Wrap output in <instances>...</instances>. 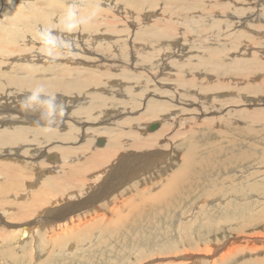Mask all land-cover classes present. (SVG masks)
Returning <instances> with one entry per match:
<instances>
[{
  "label": "bare ground",
  "instance_id": "obj_1",
  "mask_svg": "<svg viewBox=\"0 0 264 264\" xmlns=\"http://www.w3.org/2000/svg\"><path fill=\"white\" fill-rule=\"evenodd\" d=\"M85 1L86 0H47L46 5L41 8L42 11L40 12V4L37 8V4L33 0H8L4 1V3L6 4H3V7L0 9V11L2 12V15L0 16V30L2 31L3 37H5L6 39L3 43H0V94L2 92L10 90L11 86H14L16 89L19 88L20 90L27 91V94L24 93V96H19L21 98L14 105V111L9 112L8 110H4L0 105V111L2 109V111L7 112V114L0 117V154H3V156H1L2 160H0V178H3L9 184H15V178L17 177L19 183H27V190L23 191L19 189V187L13 188L10 195L6 194L7 190L4 189V186L0 185V233L1 229H3L5 231L7 230L13 233L12 235H14L15 237H20V239H16V246L12 237H9L7 234L0 235V251H8L9 256H14V258L17 255L18 257L20 255L22 258H29V255L32 256L34 252L33 249L36 248L37 252L34 253L36 254L35 264H43L47 262L48 260H50L52 252H56L59 255V250L66 251V248L70 250L67 253L65 252L66 254L63 255L64 258L65 256L74 253V251L78 248V244L76 242H73L84 237L86 235L85 233H87V230L89 231V227L94 226L93 228L96 227V229L99 230L105 229L106 225L109 224V221L106 222V224L104 222V219L106 217L105 215L108 214H104V212H102L105 216L104 217L103 214H100L101 212L97 210H107L108 205L111 201L119 202V205H117V207L115 208H112V206H110V208L113 209V213L115 214H111L112 216L118 215L116 214V212H119V210L121 212V208L124 206L122 208V212L124 213L120 215L122 217L118 219L117 216L116 220L121 224H124V222L127 221H131L132 223L140 221L141 223L148 222L150 224H153V220H151L152 218L146 215V213H149L151 211H153V213L156 211L161 212V210H164L165 213H167L169 212V208L170 210L174 209V212H176L179 205H182L185 202H191L189 206L185 205L186 211L187 213H189V215L186 214L185 211L184 215H188L190 218H192V220L190 221V223H192L193 221H195V215L198 212L203 214L205 210L212 205V203L214 204L216 202H210L208 198L211 199L214 197V199L220 202V205L225 203L222 198L224 197L223 192L226 188L231 186L228 182L232 177L235 176V172L237 171L236 167H240L241 164L248 163L253 158L259 159L257 165L255 166L254 172V176H257L258 180L254 182L251 179V184H244V188L248 191L250 188L256 189L258 187H264V125L262 127L257 126L256 128L252 127L250 129H246L244 132H238L237 130L243 128L244 126L242 125V122L234 123V121L231 120L232 118L221 115L223 110H218L217 108L211 110V108H206L204 111H201L200 114H194L193 111L195 107H190L193 106V104L191 102H189L188 104L184 103L183 100L178 97L179 95L181 97H191L195 99L194 101H192L193 99L191 100L193 103L199 104L196 100H200L202 102L208 101L209 98L212 97V95L209 94L210 92H213L212 94H214V97H223V94H218L216 92H219L217 90L222 91L224 88H229L227 86L232 85V81L229 80V78L235 80V82H232L235 89L237 88V86L239 87V85H242L239 88V90L242 89V91L243 89H246L247 91V85L244 86L243 84L253 82L254 77L264 78V73H255V71L251 69V63L248 61L241 63L242 60H239L240 62H233L232 65L223 68L219 59L226 58L225 48H227L228 46L225 47V43H223L224 45H220L222 47L224 46V48L222 49L216 44V33L215 37L213 34L214 32L212 34H209L210 27L208 28V30H206V32L208 31L207 35H203L198 32L193 33L195 36L186 35L188 34V32L185 30L188 29L189 23L196 21L197 18L201 16L200 12L196 10L198 9L199 2L197 0H160V2L159 0H99L101 1V3L96 4L94 0H88L87 2L89 3L87 4L85 3ZM22 2L23 4H21ZM124 2L131 8V11L128 10L127 12H121L124 14L130 13L133 19L136 15H140L141 21H139V23L143 22V25H147V27L141 29L142 32H139L140 38H142L144 43L146 42V45H142L140 48L136 47V49L138 51H141V53L144 55L141 57V59H139L140 61H142L144 69L146 68L153 70V75H147L145 77V72L137 71V67H134V70L136 72H133V74L128 73L123 68H121V73L115 74L111 72V68L108 66L107 68L105 66L104 69L101 68V72L97 71L95 73V70H92L93 68L87 70L83 69L82 66V69H80L79 66V68L75 69L73 67V69L69 64H67L70 61H67L65 63L59 62L57 64L54 62L47 63V60L43 62V59H45L47 55L53 56V58L56 60V38L58 37L61 40V43H63L64 39L69 41L71 39L67 38L72 32L73 46L68 48L71 49L68 52H66L64 49H61V54H71L72 49L77 54L84 55L86 52L88 57L92 56L94 52L105 54L103 51L107 50L106 45H110L112 41H110L106 37H103L101 33H103V30L104 32H106L107 30H115L116 26L114 25L117 23H115L114 21V24H110L111 22L106 21L107 24L104 25V21L103 25H101V23L99 24L98 21L104 19L99 18L98 16H104V13L102 11H105L106 7H111L112 9L118 8L119 10H122ZM161 3H163L164 5L155 9V7ZM152 4L154 5L153 8H150V10H145L146 7L149 8V6H151ZM57 5L61 6L62 13L59 12L60 9L56 7ZM256 9L253 10L252 8V11L255 12ZM158 10L160 12H157ZM222 11H224V9ZM94 13L99 15L94 16ZM263 13L264 12H262V14ZM253 15L256 14L254 13ZM34 19H39V21H36ZM237 19H239V17L237 15H233V17L231 16L230 21L233 22L236 20L237 22ZM33 20L35 22L31 24ZM199 20L205 23L210 19L200 17ZM169 21L177 22L178 24L184 22L187 25L185 26L184 30L180 29L179 31H176L170 29L172 27ZM219 22L220 21H217L215 22V24ZM227 22L225 23V27L226 25L229 26ZM212 25V28H215L218 24H216L215 26L214 24ZM238 25H240V23ZM219 27L220 26H218V30ZM227 28L228 27L225 28L226 31L228 30ZM240 29L241 31L243 30L242 28ZM181 30H183V32H181ZM204 30L205 29H203V31ZM25 31H35V34L32 35L31 33L28 39L27 36L22 33ZM118 31L116 33H118ZM121 31L123 32V30ZM232 32L234 35V30ZM243 32L244 31H242V34ZM180 33L183 34V36L186 35L183 40H189L188 43H190V47L192 44L191 42L194 41L192 38H195L197 40L195 44H199L198 46L204 47V50H202L203 48L201 49L204 52L195 55L193 57L194 59H191L189 61L184 60L187 56L181 59V57H183L185 53H183L184 45L176 39L177 35ZM147 34V37L149 38H146ZM237 34L238 33H236L234 36H236ZM224 35L227 36V34ZM228 35L230 36L232 34L228 33ZM243 36L245 37V35ZM220 37L222 36L220 35ZM246 37L248 36L246 35ZM87 39L90 42L88 47H86ZM190 39L192 40L190 41ZM39 40L45 41H40L41 45H35L37 41L39 42ZM104 41L108 44L104 43ZM31 42L33 43L31 47L27 46ZM150 42L153 43L150 44ZM228 44L229 43H227V45ZM209 46H211V48H207ZM90 47L92 49L88 50L87 48ZM109 48L111 47L109 46ZM86 49L88 51H86ZM166 50L169 52H166ZM198 50L199 49L195 51ZM21 51H23V53L25 52L26 54L23 56L18 55L19 57H12L10 55ZM117 53L115 55H117ZM151 53H153V56L154 54H157V57H150L152 55ZM8 54L11 57H9ZM227 57L229 58V56ZM254 57L255 56H253L252 58ZM66 58H69V56ZM132 58L133 60H136L135 56H132ZM168 58L170 59L168 60ZM230 59H232L231 56ZM167 60L168 62L165 63ZM120 61H122V59H120ZM168 63L171 64L169 66H172L170 67V70L172 71L169 72H175L174 74H176V76L173 77V73H164V70H166L168 67ZM9 64L13 66L11 68H7ZM173 66L175 68H173ZM143 67L141 66L139 68L143 69ZM229 68H231V72L237 74H232L230 73V71L226 73H221L219 71L220 69L228 71ZM11 69H13V72H10ZM103 70L109 71L106 72ZM227 75L231 76L227 77ZM249 75H252L253 77L249 78ZM116 76H121V78H123L122 80L124 81L134 80V83H130V86L126 87L127 89H129V91H135V87L139 86H141L140 88L142 89V91L138 94L134 93V95H137V98H133L134 96H132V94L122 93L126 98L124 101H122L123 107L121 108V106L119 105L118 107H115L114 110L116 111H114L108 110L110 107V104L108 103L106 97V94L108 93L105 92L104 88H98L97 86H102L105 81L109 83L110 78ZM232 76H236L237 78L234 79L232 78ZM171 81H175V85L171 83ZM149 82L156 84L157 87L151 83L149 84ZM258 83H260L259 80L255 81V87L253 88L259 89V87L256 86L258 85ZM125 84V82H115L112 86L119 85V87L122 88L123 86H126ZM179 88H181V91L177 93L176 91ZM36 89L40 90L42 99L50 95L55 96L57 98V101H60L62 98H72V94L74 92H78V94L81 95L79 99H75L78 101V106H76L78 108H76L74 112H70L66 115V118H70V121L72 120L73 122H68L67 120L64 122L62 120H59L61 118H58L57 122L54 125H64L62 131L61 128L45 126L47 125L46 119L42 118V115L47 112V106L46 104H43L39 101L35 102L33 106L34 110H23L21 108L20 101L26 96L30 95ZM194 89H197V91L201 92L202 94L205 93V96L198 95ZM158 91L160 93V96L157 95ZM120 92H123V90H121ZM238 93L239 92H237V96L241 97L245 94L242 92H240L239 94ZM9 94L10 93H7V95ZM138 97L140 98L138 99ZM147 98L148 102L146 104V109L143 113H139V115H136V122H134L136 124L135 126L141 124L142 120L145 122L144 133L145 135L149 133L148 137L147 135L146 137L144 136L147 140H137L135 142L136 148L133 149V151L129 152V150L119 154L117 150V144H119V133H117L119 132V130L117 129L118 127L111 129V126V130H106L108 127H103L105 123L100 124L99 121L97 123L95 121L98 118H101L100 116L102 115L104 116V119H106L105 121H112V123L115 122V125H117L118 122H121V124H125V127L126 125L129 126L134 119H131V117L127 115L122 116V114H133L134 112H138L139 109L135 107L142 104L141 100H143L144 107ZM235 98L236 97H234V99ZM97 99H99V102H97ZM72 101L73 98L69 101V103ZM172 101L177 102V104L181 105L178 108L179 110L177 112L173 111V108L176 107V105ZM128 104H130L131 107H129ZM126 105H128L130 110H124ZM101 106H105V108L101 110V113H99L100 109L98 107ZM171 107L173 110L170 109ZM234 110L235 111L233 112V114L235 112L237 113L238 109ZM207 111L208 114L206 113ZM12 112H14L13 116H11ZM185 112H188L190 116L185 115ZM256 115L260 116L261 113L257 112ZM73 116L75 120H73ZM199 116H203L204 119H199ZM207 116L211 117L209 118ZM133 117L135 116L133 115ZM176 117L177 119H175ZM154 119H158V121L160 122V128L158 126V123H150V121ZM166 120L168 124L171 122L169 126L173 125L171 127L177 129V133L175 132L173 134L184 135V137H182V140L176 145L174 142H172V144L168 143L166 145H163L165 144L164 142L168 141L164 136L168 130V125L166 126ZM86 124L89 125L86 126ZM152 126H155V129H159L155 132H151L155 130H151ZM102 129H104V131H102ZM148 129L150 130L149 132L147 131ZM252 132H256L253 135L259 138L257 142H250L247 140L248 134ZM103 133L104 135L107 134L106 136H108L109 138H106L107 144L103 148L94 151L92 154H88V152L93 149L92 141L95 138L99 141H97V144L95 143V146L102 145L104 143V139L99 138V135ZM161 136H164V139H162ZM83 138V144L79 143L80 145L78 146H72L69 144ZM168 138H170V136ZM52 140H54L56 144H53L54 142H52ZM26 141L27 145L26 147H23L22 153H18L19 149H15L16 147H12L18 144H24L26 143ZM48 141L51 143L47 144L46 150H38L32 147V143H36L37 145L41 146L46 144ZM112 145L115 146V148H113ZM120 147L122 148V146ZM82 148L85 149V153L82 152ZM167 148L169 149V151ZM12 149L14 150L12 151ZM162 149L167 150L163 151ZM177 152H183V154L180 156V160L174 159L175 161H168L169 163L165 164L167 160L166 158L168 157L171 159V157H173ZM11 157L13 158L10 160ZM34 159L39 160V163L35 164ZM8 163L15 165L13 167L18 172V175L6 171V169L11 166ZM35 165H38V167H36ZM170 168L173 169L170 170ZM134 170H146V174L143 179H141V182L140 180H136L133 181L129 186H125V184L130 181V178L131 180H134ZM163 170H165V172ZM35 172L36 176L35 178H32L34 175L31 176L30 174H33ZM149 173L153 174V176H149ZM21 178H24L23 181H21ZM156 178H158L159 180H156ZM40 179L41 184L38 182V180ZM37 184H40V186L34 189ZM140 185H142L143 187L140 188ZM50 191L52 192L50 193ZM221 193L222 196L220 197L219 195ZM59 196H61L62 198H71V202L68 203L67 201L68 204L65 205L62 209H60L59 207H53V211H58L56 214L50 215L46 206L43 207V205H38L39 203H50V205L57 204L61 201V199L58 198ZM229 197L236 200L241 198H236L235 196ZM199 198L201 200H205V203L202 207L198 205ZM244 198L246 199V197ZM17 199H23L24 201L34 200V202L31 203H33L34 205L42 206L43 208H41V210L39 211L40 207L37 206L36 208L38 209H35L36 211H33L32 213L36 215H38L39 212L43 211L45 213L39 214V216L41 217H37L35 221L28 220L29 215L25 214V216L24 212L19 213V211H17L18 209H15L16 206L13 204V202ZM245 199H242L237 203H241ZM8 203L12 204L13 207H6ZM249 203H252V201H244L242 207H246L247 205H249ZM33 204L29 206H33ZM262 204H264V202ZM29 206L25 205V208L27 209L29 208ZM15 210L17 214L15 213ZM5 211H10V214L8 215L9 219L14 220L16 216H20L22 220H26L19 226V230L15 231L18 228L13 223H5V220L7 219L4 214ZM75 211L76 213L78 212L77 216L79 217V220L81 219V216L83 217L85 214L88 215L87 212L90 213L92 211H95L96 214H94V216L89 215L91 217L75 223L72 220L74 219V216H68ZM248 211L256 217H264V210H262V212L258 214L256 210L252 208H250ZM243 212H245V210H243ZM157 213L158 212H156V214ZM241 216L242 214H240V216L238 215V217H234L240 218ZM109 219L107 218V220ZM113 220L115 221V219ZM110 222L112 223V219L110 220ZM187 222L188 219L187 221H185V223L184 220L183 222L181 221V230H183ZM115 223L116 222H114L113 225ZM115 225H118V223ZM52 226H54V229L61 228V230H59L61 232L54 233L52 240H48L51 237L44 238L43 234L47 228ZM97 226L100 227L97 228ZM109 226H112V224ZM93 230L94 229H92V231ZM33 233L35 234V236H33ZM91 234L92 233H89V235ZM97 235L98 233L96 231V233H94V237H92L91 235L89 236V239L98 238L100 243L103 242V237H97ZM109 235L112 236V234ZM64 238H67V240L71 241L73 239V241L70 244L65 242V244L64 241L66 240H64ZM215 239L216 237H212V240ZM225 239L226 238L217 239L214 241L213 245H190L191 254H187L193 255V258H188L186 263L196 264L197 261L195 259H198L200 260L201 264H229L234 260H238L235 264H246L248 262L254 264H264L263 233H258L253 237H249L247 240L238 239L232 242L230 245L221 243V240ZM18 248H20V253L16 254V249ZM27 249L29 251H27ZM194 251L198 253L201 251L204 255L202 257H196L197 255L192 254V252ZM177 252L180 251L177 250ZM175 255H177V253ZM180 263L181 262H176L174 264ZM0 264H3V262L1 261Z\"/></svg>",
  "mask_w": 264,
  "mask_h": 264
},
{
  "label": "rangeland",
  "instance_id": "obj_2",
  "mask_svg": "<svg viewBox=\"0 0 264 264\" xmlns=\"http://www.w3.org/2000/svg\"><path fill=\"white\" fill-rule=\"evenodd\" d=\"M4 1H8V0H3V1L0 0V9L3 7V4H6V3H4ZM33 1L36 2L37 8L39 7V4H40V9H39L40 12L42 11L41 8L43 6H45L46 3H47V0H33ZM87 1L88 0H86L85 3L88 4L89 2H87ZM94 1H95L96 4L101 3V1H99V0H94ZM111 1H117V0H111ZM197 1L199 2L198 5L201 6V7L198 6V9H196L198 12H200V14H201L200 17L201 18H208L210 20H207L205 23H203V22H201V20H199L200 17H198L196 21H193V22L189 23L188 29L185 30V31L188 32V34H186V35L193 36L194 32H198V33H201L203 35H207L208 31L206 32V30H208V28L210 27L209 28V34H212L214 32L213 34H214V37H215V33H216V37H215L216 44L222 49L224 48V46L223 47L220 46L221 44L224 45L223 43H225V47L228 46L227 48H225L226 49V58L225 59L224 58L223 59H219V61L222 64L223 68L232 65L233 62H240L242 60L241 63H244L246 61L250 62L251 63V69H253L255 71V73H264V61H263L264 60V56H263L264 55V53H263L264 52V15H263L264 13L262 14V12H264V0H249V1L248 0H243V1L242 0H237V1L236 0H219V1L218 0H201V1L197 0ZM159 2H160V0H159ZM21 4H23V2ZM25 5H30V4H25ZM163 5L164 4L161 3V4L157 5L155 7V9H157L160 6H163ZM216 5H217V7H216ZM254 6H256V7H254ZM56 7L59 8L60 9L59 12L62 13L61 6L57 5ZM153 7H154V5L152 4L151 6H149V8L146 7V9H145V7H144V9L145 10H147V9L150 10V8H153ZM260 7H262V8H260ZM252 8H253V10L256 9V8L257 9L254 12V11H252ZM223 9H224V11L226 13L224 11H222ZM128 10L131 11V8L124 2L122 10H119L118 8L117 9H112L111 7H106L105 11H102L104 13V16L103 15L98 16L99 18L104 19V20L98 21V23L99 24L101 23V25H103L104 21H105L104 25L107 24L106 21L111 22L110 24H114V21H115V23H117V24L114 25V26H116L115 30H113V31L112 30L111 31L107 30L106 32H104V30H103L102 31L103 33H101L103 37L108 38L113 43V44L110 43V45H106L107 50L103 51L105 54H102L100 52H96V53L94 52L92 54V56H90L91 57L90 58V57L87 56L86 52H85L84 55L77 54L73 49H72V53L71 54H68V55L61 54V49H64L66 52L71 50V49H68V48L73 46V32H72V33L69 34L68 38L65 37L67 39H71L69 41L64 39L63 43H61V40L58 37L56 38L57 45L54 44L55 48H56V51H57L56 52V60L53 58V56L47 55L45 57V59H43V62L47 60L48 61L47 63L54 62V63L57 64L59 62H64L65 63L67 61H70L67 64H69L72 68L74 67L75 69H77V68H79V66H80V69L83 68V69L90 70V69L93 68L92 70H95V73L97 71L101 72V68L104 69L105 66H106V68L108 66V67L111 68V72H113L115 74L121 73V68L125 69L128 73L133 74V72H136L134 70L135 69L134 67H137V69H136L137 71L145 72V77L147 75H153L154 74L153 70L146 69V68L144 69L142 61L139 60L144 55L141 53V51H138L136 49V47L140 48L142 45H146V42L144 43L142 38H140L139 32H142L141 29L147 27V25H145V24L143 25V22L139 23V21H141V16L140 15H136L135 18L133 19L132 16L130 15V13H125L124 14V13L121 12V11L127 12ZM160 10H162V9H160ZM99 11H101V10H99ZM110 11H112V12H110ZM117 11H120V12H117ZM157 12H160V11L158 10ZM254 13L256 15H253ZM1 15H2V12L0 11V16ZM95 15H99V14H95L94 13V16ZM119 15H121V16H119ZM233 15H237L239 17V19H237V22H236V20L233 21L235 23L230 21L231 20V16L233 17ZM226 17H228V18H226ZM34 20H36V19H34ZM34 20H33V22L31 24H33L35 22ZM37 20L39 21V19H37ZM214 21L215 22L220 21L221 24H220V22L216 23L218 25L215 28H212L213 27L212 24H214V26L216 25ZM225 21L229 22V23L227 22V24H229V26L226 25V27H228L227 31L225 30V28H226L225 27V23H226ZM253 21H254V23H253ZM0 22H1V19H0ZM223 22H225V23H223ZM169 23H170V25L172 27L170 29L176 30V31H179L180 29L184 30L185 26L187 25L184 22H182L183 25H182V23L178 24L177 22H173V21H171V22L169 21ZM239 23H240V25H238ZM131 24H133V25H131ZM139 24H140V26H139ZM174 25L177 26V27H175ZM230 25H232V26H230ZM218 26H220L224 30L221 29L220 27H219V30H218ZM250 26H251V28H250ZM240 28L243 29L242 31H244L245 34H244V32L242 34V31H241ZM203 29H205V30L203 31ZM215 29H216V31H215ZM220 29H221V31H220ZM232 29L234 30V35L236 33H238L236 36L233 35V32H232L233 30ZM244 29H246V30H244ZM250 29H252V30H250ZM258 29H260V30H258ZM118 30H120V31H118ZM121 30H123V32ZM135 30H137V31H135ZM183 30H181V32H183ZM117 31H118V33H116ZM201 31H203V32H201ZM22 33H24L25 36H27V38H28L31 35V33H32V35L35 34V31L34 32L33 31H30V32L27 31L26 32L25 31V32H22ZM228 33L232 34V35L229 36ZM128 34H131V35H128ZM180 34L177 35L176 39L179 40L180 43H182L184 45V52L183 53H185V55L183 57H181V59H183V58H185L187 56L184 60L189 61L191 59H194L193 57L195 55L204 52V51H202V50H204V47H200V46H198L199 44H195L197 42V40L195 38H192L194 41L191 42L192 44H191V47H190V43H188L189 40H187V41L183 40L186 37V35L183 36V34H181L182 35L181 36ZM224 34H227V36H225ZM261 34H262V36H261ZM220 35L222 37H220ZM243 35H245V37L247 35L248 37L245 38ZM250 35H251V37H250ZM147 36H148V34L146 35V38H149ZM217 36H219L220 38L217 37ZM223 36H224V38H223ZM252 36H253V38H252ZM221 38H223V39H221ZM192 39H190V41ZM5 40L6 39H5V37H3L2 31L0 30V43H3ZM31 41H33V40H31ZM40 41L44 42L45 40H39V42L37 41L38 44L35 42L36 43L35 45H41ZM141 41H142V43H141ZM249 41H251V42H249ZM253 41H254V43H253ZM89 43L90 42L87 39L86 47L89 46ZM104 43H107V42L104 41ZM135 43H137V44H135ZM152 43L153 42H150V44H152ZM227 43H229V44L227 45ZM32 44L33 43L31 42L27 46L31 47ZM138 45H139V47H138ZM109 46L111 48H109ZM235 46H236L237 49L235 48ZM237 46H239V47H237ZM231 47H232V49L234 48L233 49L234 53H233ZM246 47H248V48H246ZM207 48H211V46H209ZM87 49L91 50L92 48L90 47V48H87ZM87 49H86V51H88ZM96 49H97V47H96ZM197 49H199V50L195 51ZM100 50H101V48H100ZM190 50H192V51H190ZM241 50H243V51H241ZM127 51H128V55H127ZM166 52H169V51L166 50ZM22 53H23V51L17 52L15 54H10V55L12 57L13 56L19 57V56H23V55L26 54L25 52L23 54ZM116 53H117V55H115ZM253 53H254V55H253ZM151 54L152 55L150 57H157V54H154V56H153V53H151ZM250 54H252V55H250ZM10 55L8 54L9 57H11ZM136 55H138V56H136ZM180 55H182V54H180ZM68 56H69V58H66ZM132 56L133 57L135 56L136 60H133ZM188 56H190V57H188ZM227 56H229V58ZM230 56H231V58L233 60L230 59ZM253 56H255V57L252 58ZM105 57L107 58V60H106ZM188 58H190V59H188ZM255 58H258L260 62L258 61V59H255ZM120 59H122V61H120ZM169 59L170 58H168V60ZM168 60L165 63H167ZM253 60L255 62L257 61L256 62L257 64ZM96 61L98 62V65H97ZM225 61H226V63H225ZM131 62H132V64H131ZM47 63H45V64H47ZM129 65H131V66H129ZM169 65H171V64L168 63V67H167L166 70H164V73H168L169 71H172V70H170L171 69L170 67H172V66H169ZM12 66L13 65L9 64L7 68H11ZM81 66H82V68H81ZM141 66L143 67L144 70L139 68ZM257 67H259V68H257ZM173 68H175V67L173 66ZM230 70H231V68H229L228 71L227 70L224 71V69H220L219 71L221 73H223V72L226 73V72H229ZM103 71L108 72L109 70H103ZM10 72H13V69H11ZM169 73H173L174 74L175 72H169ZM230 73L237 74V73H233L231 71H230ZM173 74H172L173 77L176 76V74H174V75ZM251 74H253V73H251ZM230 76L231 75H227V77H230ZM250 77H253V76L249 75V78ZM232 78L236 79L237 77L236 76H232ZM254 78H253V82H249L248 84H243L244 86L247 85L246 86V88H248L247 91H246V89H243V91H242V89L239 90V88L242 85L241 86L239 85V87L237 86V88L235 89V87H234V85L232 83L233 81L235 82V80H232L231 78H229V80L232 81L231 82L232 85L231 86H227L229 88H224L222 91L217 90L219 92L215 91L218 94H223L224 95L223 97H220V96L214 97V94H212L213 92H210L209 94L212 95V97H210L208 101L202 102L200 100H196L199 104L193 103L192 101H194L195 99H193L191 97L190 98H188L187 96H182L181 97L180 95L178 97L181 100H183L184 103L188 104L189 102H191L193 104V106H190V107H195L194 111H193L194 114H196V113L200 114L201 111H204L206 108H211V110L216 109V108L218 110L219 109L223 110V112L221 111L222 112L221 115L227 116L229 118H232L231 120H233L234 123H236V122H240L241 123L242 122V125H244L243 128L239 129L240 131L239 130H237V131L238 132H244L246 129H250L252 127L256 128L257 126L258 127H262L264 125V120H263L264 119L263 118L264 117V115H263L264 114V86H263L264 85V78H260V77H254ZM122 79L123 78H121V76L111 77L110 80H109V83H107V81H105L102 86L101 85L97 86L98 88H104L105 92L108 93V94H106L107 101L110 104V107H109L108 110H114L115 107H118L119 105L121 106V108L123 107L122 106L123 105L122 101H124L126 98L123 96L122 93L132 94V96H134L133 98H135V97L137 98V95H134V93L138 94V93H140L142 91V89L140 88L141 86L135 87V89H134L135 91H129V89H127L126 87H129L130 83H134V80H132V81H128V80L124 81ZM99 80H101V79H99ZM258 80H259L260 83H258L259 86L258 85H256V86L259 87L260 90L258 88H253V87H255L254 86L255 81H258ZM115 82H125L126 86H123L122 88L119 87V85L112 86L113 83H115ZM150 83L151 82H149V84ZM171 83H173L175 85L176 82L175 81H171ZM151 84H153V85H155L157 87L156 84H154V83H151ZM118 88H120V89H118ZM261 88H262V90H261ZM18 89H16L14 86H11L10 90H8L6 92H2L0 94V105H1L2 109L8 110L9 112L15 110L14 109V105L21 98L19 96H24V93L27 94V91L20 90V89L18 90ZM121 90H123V92H120ZM194 90H195V92H197L198 95H204L205 96V93L202 94L201 92L197 91V89H194ZM179 91H181V88H179L176 92L179 93ZM228 92H230V93H228ZM237 92L245 93L242 96L243 98L241 96H237ZM7 93H10V94L7 95ZM251 93H252V95H251ZM72 95H73L72 98H73L74 103H73V101L69 103V101L72 98H66V99L62 98L60 101H57L58 103L63 102L64 105H65V110H66L64 116L61 119H59V120H62L64 122L66 120L68 122H73L72 120L70 121V118H66V115L68 113H70V112H74V110L76 108H78V107H76V106H78L77 105L78 101L75 100V99H79L81 97V95L78 94V92H74ZM157 95L160 96L159 91H158ZM49 96L50 95H48V97ZM234 97H236V98L234 99ZM139 98L140 97H138V99ZM44 99L46 100L47 96L44 97ZM212 100H214V101H212ZM141 101H142V104H141L142 107H141V105L135 107V108L139 109L138 112H134L133 114L130 113L131 115L130 114H124V113L122 114V116L127 115V116L131 117V119H134L133 122L129 126L126 125V127H125V124L124 123L121 124V122H118V124L115 125L116 124L115 122L112 123V121L111 122L110 121H105L106 119H104V116H102V115L100 116L101 118H98L95 121L96 123L99 121L100 124L105 123V125L103 127H105V126L108 127L106 130H111V129L115 128V127H118L117 129L119 130V132H117V133H119V137H118V143L119 144H117V150H118L119 154H121L122 152L129 151V150H130L129 152L133 151V149L136 148L135 142L137 140H147L145 137H146V135L148 137L149 133H147L146 135L144 133V128H145L144 124H145V122L142 120L141 124H139L137 126H135L136 124L134 123V122H136V115H139V113L140 114L143 113L144 110L146 109V104L148 102V98L146 99V103H145L144 107H143V100H141ZM97 102H99V99H97ZM172 102L176 105V107L173 108L174 110L172 109V107L170 109L173 110L174 112H177L179 110L178 108L181 105L177 104V102H174V101H172ZM169 104H171V103H169ZM128 105H129V107H131L130 104H128ZM128 105L125 106V108H124L125 111L130 110ZM98 108L100 109L99 113H101V110L104 109L105 106H101V107H98ZM2 109L0 111L1 112L0 113V117L4 116L5 114H7V112L6 111H2ZM234 109H238V111H237V113L235 112L233 114V112L235 111ZM114 111H116V110H114ZM208 111L206 112L207 114H208ZM257 112H260L261 115L260 116L256 115ZM13 113L14 112H12L11 116H13ZM133 115L135 117H133ZM177 115H179V114H177ZM185 115H189L188 112H185ZM210 115H212V114H210ZM207 117L210 118L211 116H207ZM30 118H31V116H30ZM105 118H106V116H105ZM198 118L199 119H204L203 116H199ZM101 119H102V121H101ZM175 119H177V117ZM73 120H75L74 116H73ZM150 123L151 124L158 123V126L160 128V125H159L160 122L158 121V119L157 120L154 119V120L150 121ZM170 123L168 124L167 120H166V126L168 125L167 126L168 130H167V132L165 133L164 136H165V139L167 138L168 141L166 140L167 142H164L165 144H163V145H166L168 143L172 144V142H174L175 145H176L177 143H179L182 140V137H184V135H181V134H179V135L173 134L175 132L177 133V129L171 127L173 125L169 126ZM88 125L86 124V126H88ZM146 125H148V124H146ZM45 126H47V125H45ZM63 126L53 125L52 127L61 128V131H62ZM234 126H236V125H234ZM110 127H111V129H110ZM127 128H128V130H127ZM159 128H157V129H155V130H153L151 132H155ZM102 131H104V129H102ZM147 131L149 132L150 130L148 129ZM123 133H125V134H123ZM255 133L254 132L249 133L247 140L250 141V142L251 141L257 142V140H259V138L257 136H255V135H253ZM106 135H104V133L99 135V138L104 139V141H103L104 143L102 145H96L95 146V143L97 144V141H98L96 138L92 141V144H93L92 148L93 149L90 150V152H88V154H92L94 151L103 148L107 144V139H109V138ZM135 136H137V137H135ZM164 136L163 137L161 136L162 139H164ZM169 136H170V138H168ZM27 141L24 144L22 143V144H18V145L12 146V147H14V148L16 147L15 149H19L18 153H22V149H23V147H26ZM83 141H84V138L81 139V140L75 141L73 143H69V144L72 145V146H78L80 144H83L84 143ZM52 142H54L53 144H56L54 140H52ZM48 143H51V142L48 141L46 144L41 145V146L37 145L36 143H35L36 145L34 143H32L33 144L32 147L35 148V149H38V150H40V149L41 150H46L47 149L46 146H47ZM119 145L122 146V148ZM112 147L115 148V146H113V145H112ZM167 149H162V150L164 151V150H167ZM13 150L14 149H12V151ZM168 151H169V149H168ZM82 152L85 153L86 152L85 149L82 148ZM182 154H183V152H177L173 157H171L172 160L167 157L166 158L167 160H166L165 164L169 163L168 161H173L174 159L175 160H178V159L180 160V156ZM1 156H3V154H0V160H2ZM12 158L13 157H11L10 160ZM34 160H35V164L39 163V160H37V159H34ZM258 161H259V159H257V158L254 159L253 158L248 163L241 164L240 167H236L237 171L235 172V176L232 177L230 179V181L228 182L229 185H231V186L226 188L225 191L223 192V196L224 197H222V198L225 201V203L220 205V202L217 201L216 199H214V197L211 198V199L208 198V200L210 202H215V201L216 202L214 204L212 203V205L208 209H206L203 214L198 212L195 215V218L197 220L195 219V221H193L192 223H190L192 218H190L188 216L189 213H187V211H186V206H189L191 204V202L190 203L187 202L188 204L185 202L182 205H179L176 212H174L175 211L174 209L170 210V208H169L168 209L169 212H167V213H165L164 210H161V212L160 211H156V212H158L157 214H156V212H154L155 213L154 214L153 211H151L149 213H146V215H148V216H150L152 218L151 220H153L152 221L153 224H150L148 222L141 223L140 221L133 222V223L131 221H127V222H124V224H121V223L117 222L116 220H117V216H118V219L122 217L120 215H122L124 213V212H122L123 211L122 208L124 206L121 208V212H120V210H119V212H116V214H118V215L112 216V215H115V214L113 213V209H111L110 206H112V208H115V207H117V205H119V202L118 201H113V202L111 201L110 204L108 205L107 210H97V211L101 212L100 214H103L102 212H104V214H108V215H105V216L108 219L110 218L109 220H107V218L103 214V216L105 217V219L103 217L105 224H106V222L109 221L108 222L109 224L106 225V228H105L106 230L105 229L99 230V229H96V227L93 228L94 226L89 227V231L87 230V233H85L86 235L85 236L83 235L85 238L82 237L79 240H77V241L75 240L73 242V243L76 242L78 244V248L74 251V253L69 254V255L65 256V258H64L63 255H65L70 249L66 248L65 249L66 251L59 250L60 251V252L58 251L59 255L56 252H54V253L52 252L50 260H48L47 262H45L43 264H174L176 262L177 263L181 262L182 264L183 263L188 264V263H186L187 259L188 258H193V255H188V254H191L190 245L191 246L194 245V244H195V246H196V244H199V245H213L215 240L223 239V238H226V239L225 240H221V243L226 244V245H230L232 242H234V241H236L238 239L247 240L249 237H253V236L257 235L258 233H263L264 234V217H261V216L256 217L255 215H253L251 212L248 211L250 208H252V209H255L257 214H258V213H261L262 210H264V204H262L264 202V187H258L256 189L250 188L248 191L245 190V188H244L245 187L244 184H251V179L254 182H256L258 180V177L254 176L255 166L257 165ZM8 164H10L11 166H9L6 169V171H8L9 173H15V174L18 175V172L13 167L15 165H13L11 163H8ZM32 166H33V164H32ZM35 166L38 167V165H35ZM172 169L173 168H170V170H172ZM163 171L165 172V170H163ZM133 172H134V180L133 179L131 180V178H130V181L128 183H126L125 186H129L133 181H136V180H140V182H141V179H143V177L146 174V170L145 171L134 170ZM240 173H241V175H240ZM30 175L31 176L34 175L32 178H35L36 172L33 173V174H30ZM149 176L152 177L153 174L149 173ZM21 179H22L21 181H23L24 178H21ZM157 179L158 178H156V180ZM0 180H1L0 185L4 186V189L7 190L6 194L10 195L12 189L13 188H17V187H19V189H21L23 191L27 190L26 189L27 183H25V182H20L19 183L18 177L15 178V184H9L3 178H0ZM40 181H41V179L38 180L39 183H40ZM40 184H37L34 187V189L39 187ZM142 187L143 186L140 185V188H142ZM51 192L52 191H50V193ZM46 195H47V193H46ZM219 196L221 197L222 193ZM229 196H235L236 198H239V197H241V198L236 200V199L230 198ZM244 197H246V199ZM58 198L61 199V201L58 202L57 204L50 205V203H47V204L46 203L45 204L39 203L38 205H43V207L46 206L48 208V211H49L50 215L56 214L58 211H53V209H52L53 207H59L60 209H62L65 205H67L69 202H71V198H67V197L62 198L61 196H59ZM65 198H67V199H65ZM259 198H260V200H259ZM242 199H245L244 201L250 200V201H252V203H249V205H247L246 207H242V204L244 203V201L241 202V203H237L238 201H241ZM257 199H258V201H257ZM67 201H68V203H67ZM254 201H257L258 203L254 202ZM31 202H34V200L33 201L32 200L31 201H28V200L24 201L23 199H17V200H15L13 202V204L16 207H18V208L15 207V209L16 210L18 209L17 211H19V213H23L24 212V215L25 214L29 215V219L28 220L35 221L37 217H41V216H39V214H44L45 212L44 211L43 212H39L41 210V208H43V207L42 206H38V205H34ZM204 203H205V200H201L200 198L198 199V205L199 206L202 207ZM31 204H33V206H29ZM25 205H28L29 208L26 209ZM7 206L8 207L9 206L13 207V205L10 204V203H8V205H6V207ZM37 206L40 207L39 211L37 210L39 212L38 215L32 213L33 211H36L35 209H38V208H36ZM240 206H241V208H240ZM16 210H15V213H16ZM243 210H245V212H243ZM46 211H47V209H46ZM184 211L188 215H184ZM74 213H76V211ZM74 213H71L68 216L69 217H70V215L74 216V219H72V220L75 223H78L80 220H85L86 218H89L91 216H94V214H96L95 211H92L90 213L87 212L88 215L85 214L83 217L81 216V219L79 220V217L77 216L78 212L76 214H74ZM109 213H110V217H109ZM1 214H3V213H1ZM4 214H5L6 218H7L5 220L6 224L10 222V223H13L14 225L17 226L18 229H16L15 231L19 230V226L26 221V220H22L20 216H16L14 220L9 219L8 215L10 214V211H5ZM240 214H242V216L240 218H235L234 217V216L238 217V215L240 216ZM89 215H91V216H89ZM232 216H233V218H232ZM111 219H112V223L110 222ZM113 219H115V221ZM187 219H188L187 224H185L183 230H181L180 229L181 228V226H180L181 225L180 224L181 221L183 222V220H184V223H185V221H187ZM113 221L116 222L115 224L118 223V225L119 224L120 225L118 226V225L114 224L115 225L114 226L113 225V223H114ZM216 223H218V224H216ZM111 224H112V226H109ZM132 224H133V226H132ZM116 226H117V229H116ZM141 226H142V228H141ZM178 226H179V228H178ZM98 227H100V226H97V228ZM107 227H108V229H107ZM140 228L143 229V230H141ZM92 229H94V230L92 231ZM59 230H61V228L60 229H54V226L49 227V228H47L45 230L43 236H44V238H50L51 237L48 240H52V237H53L54 233H56V232L60 233L61 232ZM96 231L98 233L97 237H103V240H104L103 242L100 243L98 238H95V239L94 238H90L89 239V236H91V235H92V237H94V233H96ZM139 231H140V233H139ZM89 233H92V234L89 235ZM133 233H135V234L137 233L138 235L137 234L135 235ZM4 234H7L9 237H12L14 242H15V244H16V246H17L16 239L17 238L20 239V237H15L14 235H12L13 233H11V232H9L7 230L5 231V230L1 229L0 235H4ZM109 234H112V236H110ZM45 235H46V237H45ZM87 235H89V236H87ZM33 236H35L34 233H33ZM212 237H216V239L212 240ZM64 240H66V241H64V243L66 242V243H69V244L73 241V239L71 241V240H67V238H64ZM170 241H172V242H170ZM87 242H89V243H87ZM169 242H170V244H169ZM183 243H185L187 246L185 244H183ZM183 246L184 247L186 246L187 248L185 247L186 248L185 249ZM177 250L180 251V252L182 251V252L181 253L177 252ZM4 251L3 252L0 251V258H1L0 262L2 261L3 264H10V263L11 264H35L36 254H34V253L37 252L36 248L33 249L34 252H33L32 256L29 255V258L28 257L22 258L20 255H19V257L17 255L14 258V256L13 257L9 256V252L8 251H5L6 253ZM27 251H29V250L27 249ZM47 252H48V250H47ZM17 253L18 254L20 253V248L16 249V254ZM60 253H61V255H60ZM176 253H177V255H175ZM192 254L197 255L196 257H202L204 255L201 251L199 253L194 251V252H192ZM178 256L179 257L183 256V257L179 258ZM8 257H10V258H8ZM16 258H18V259H16ZM40 258H42V257H40ZM8 260H10V261H8ZM195 260L197 261L196 264H201L200 260H198V259H195ZM232 260H234V259H232ZM237 261L238 260H234L233 262H231L229 264H235V263H237ZM246 264H254V263L248 262Z\"/></svg>",
  "mask_w": 264,
  "mask_h": 264
},
{
  "label": "clouds",
  "instance_id": "obj_3",
  "mask_svg": "<svg viewBox=\"0 0 264 264\" xmlns=\"http://www.w3.org/2000/svg\"><path fill=\"white\" fill-rule=\"evenodd\" d=\"M41 102L46 104L47 112L42 115V118L46 119V124L48 127H52L58 118H62L65 114V105L63 102L58 103L55 96H49L46 100L42 99L40 95V90H34L30 95L26 96L20 101L21 108L25 111L34 110L35 102Z\"/></svg>",
  "mask_w": 264,
  "mask_h": 264
},
{
  "label": "water",
  "instance_id": "obj_4",
  "mask_svg": "<svg viewBox=\"0 0 264 264\" xmlns=\"http://www.w3.org/2000/svg\"><path fill=\"white\" fill-rule=\"evenodd\" d=\"M153 129H155V126H152V127H151V130H153Z\"/></svg>",
  "mask_w": 264,
  "mask_h": 264
}]
</instances>
